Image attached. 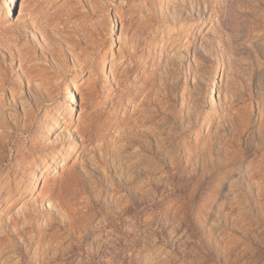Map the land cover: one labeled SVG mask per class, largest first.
Listing matches in <instances>:
<instances>
[{
  "label": "rangeland",
  "instance_id": "1",
  "mask_svg": "<svg viewBox=\"0 0 264 264\" xmlns=\"http://www.w3.org/2000/svg\"><path fill=\"white\" fill-rule=\"evenodd\" d=\"M0 264H264V0H0Z\"/></svg>",
  "mask_w": 264,
  "mask_h": 264
},
{
  "label": "bare ground",
  "instance_id": "2",
  "mask_svg": "<svg viewBox=\"0 0 264 264\" xmlns=\"http://www.w3.org/2000/svg\"><path fill=\"white\" fill-rule=\"evenodd\" d=\"M13 1H15V0H13ZM26 68H27V67H26ZM24 69H25V68H24ZM23 72H25V71H23ZM2 82H4V81L2 80ZM49 206H51L50 203H49Z\"/></svg>",
  "mask_w": 264,
  "mask_h": 264
}]
</instances>
